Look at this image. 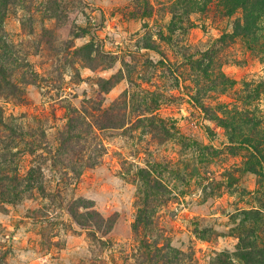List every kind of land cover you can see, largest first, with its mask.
Masks as SVG:
<instances>
[{
  "label": "rangeland",
  "instance_id": "obj_1",
  "mask_svg": "<svg viewBox=\"0 0 264 264\" xmlns=\"http://www.w3.org/2000/svg\"><path fill=\"white\" fill-rule=\"evenodd\" d=\"M0 264H264V0H0Z\"/></svg>",
  "mask_w": 264,
  "mask_h": 264
},
{
  "label": "trees",
  "instance_id": "obj_2",
  "mask_svg": "<svg viewBox=\"0 0 264 264\" xmlns=\"http://www.w3.org/2000/svg\"><path fill=\"white\" fill-rule=\"evenodd\" d=\"M140 213H141V212H140ZM143 216H144V218H146V215H143ZM142 220H143V218H142L141 216H139L137 222H138V221L141 222Z\"/></svg>",
  "mask_w": 264,
  "mask_h": 264
}]
</instances>
